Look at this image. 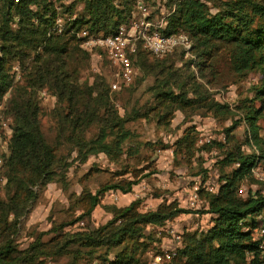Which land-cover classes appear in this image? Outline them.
<instances>
[{
	"label": "trees",
	"instance_id": "1",
	"mask_svg": "<svg viewBox=\"0 0 264 264\" xmlns=\"http://www.w3.org/2000/svg\"><path fill=\"white\" fill-rule=\"evenodd\" d=\"M135 3L136 0H0V98L9 90L14 91L4 107L5 114L13 120L9 153L0 154L6 177L5 193L0 196V264H45L44 258L61 255H69L72 264H84L82 260L145 264L143 256L161 240L147 227L193 212L174 203L142 211L137 199L122 207L110 205L113 216L94 225L90 221L92 212L106 191L128 193L155 171L144 172L147 168L125 164L114 173L117 180L107 182L95 193H82L80 215L37 234L26 248H20L17 242L23 217L36 203L40 189L54 181L65 183L73 151V160L79 158L82 162L100 152L120 161L122 155L134 156L141 145L133 142L135 134L127 126L130 121L150 115L165 125L178 109L203 115L231 112L229 105L212 98L206 84L199 80L211 81L207 78L211 73L217 76L216 61L222 50L239 73L264 68L263 3L226 0L212 12L211 6L201 0H165L169 13L163 31H189L197 59L176 66L178 53H185L178 48L149 62L150 52L138 47L132 56L138 57L145 74L154 76L149 87L152 98L144 111L143 106L137 105L120 112L112 97V92L120 90L112 89L104 76L96 75L92 82L79 83L80 69L92 51L81 46L77 31L85 27L93 33H113L130 19ZM78 5L82 6L79 12ZM66 13L75 18L58 31L57 17ZM15 62L22 67V78L16 83ZM190 63H196L198 74L190 69ZM40 89L51 91L57 98L52 110L57 128L53 142L41 125ZM257 93L256 97L263 100V92L258 89ZM260 114V109L245 114L251 126V138L246 143L252 152L244 151L242 143L235 140L231 134L233 125L225 128L226 144L221 146L232 148L225 150L221 163L237 166L222 171L217 192L200 190L206 203L201 212L213 215L212 225L207 231L185 232L183 245L168 264H263L254 232L258 219H264V194H239L242 181L252 177L251 168L258 154L264 162V138L256 126ZM92 128L95 131L88 135ZM2 132L0 124V135ZM194 143V129L189 127L175 140L173 151L188 155ZM64 145H68L67 152L61 151ZM82 220L85 225L80 230H64ZM52 232L51 238L43 240Z\"/></svg>",
	"mask_w": 264,
	"mask_h": 264
},
{
	"label": "rangeland",
	"instance_id": "2",
	"mask_svg": "<svg viewBox=\"0 0 264 264\" xmlns=\"http://www.w3.org/2000/svg\"><path fill=\"white\" fill-rule=\"evenodd\" d=\"M222 1L226 0H206L204 3L211 6L210 11L216 12L219 8L218 4ZM257 1L264 4V0ZM148 3L154 20H161L167 16L169 9H167L165 0H148ZM81 8L82 6L78 5L77 11L79 12ZM74 18L75 16H70L68 13L60 14L57 22H61L65 28L66 22ZM178 32H185L191 36L186 30ZM192 42L193 48L194 40ZM137 47L143 48L141 44ZM91 53L87 63L83 64L80 69L79 83L92 82L96 75H101L110 85L115 80L117 66L106 57L103 51L94 49ZM219 53L221 55L216 61L217 76L214 77V74L210 72L207 78L211 81L208 82L207 79L200 77L199 80L206 84L208 94L228 104L231 112L203 115L202 113L193 114L190 109L185 113L178 109L170 122L165 125L158 123L150 115L130 121L127 126L135 134L133 142H139L141 145L134 156L122 155L120 161L111 160L105 153L100 152L91 154L86 161L82 162L79 158L73 160L76 157V152L73 151L70 159L72 165L67 172L65 183L54 181L42 187L36 203L23 217L17 236L20 248H26L37 234L49 231L55 225L70 221L80 215L83 212V203L80 200L82 193L87 191L95 193L107 182L117 180V175L114 173L120 171L122 165L125 164L130 168H147L144 172L155 171L143 177L128 193L114 189L106 191L101 196L100 204L92 212L90 221L94 225L103 224L113 216L110 205L122 207L137 199L141 202L142 211L171 203L192 210L193 212L182 213L167 220L163 225L147 227L148 230H154L161 240L153 243L149 251L145 253L143 256L145 264H168L173 255L167 256L165 252L170 254L174 247L178 250L183 245L185 232L207 231L212 225L213 215L201 212L206 203L200 190L217 192L222 183V171L228 172L237 166V164L225 166L221 163L225 150L232 148V145L227 148L221 146L226 144L225 128L233 125L231 134L235 135V140L242 143L244 151L252 152L253 148L246 143V139L251 138V126L245 119V114L248 110L253 112L260 109L261 114L256 121V126L259 135L264 138V99L256 97L258 89L264 94V68L239 73L232 68L226 53L223 50ZM150 54L147 57L149 62L155 57ZM131 57L135 70L133 80L128 85H122L120 89H114L120 91L112 92V97L120 112H124L126 107L137 105L143 106L144 111L150 105L152 98L149 87L154 83V76L145 74L140 68L136 55L134 57L131 55ZM193 58L197 59L193 49L189 56L179 52L175 65L182 66L185 61ZM189 67L198 74L196 63H190ZM13 73L16 83L22 78V67L17 62L13 65ZM132 86L133 89L130 90ZM13 92L11 89L3 98H0V124L3 131L0 135V154L9 153L8 139L12 133L13 120L5 114L4 107L7 100L13 96ZM38 100L41 107L42 129L48 140L53 142L57 137V128L52 110L57 105V98L51 91L40 89ZM189 127H192L195 133L194 149L188 155L184 152L176 155L173 151V143ZM94 131L95 129L92 128L87 134H92ZM147 141L148 143L145 144ZM67 150L68 145L61 147V151L67 152ZM2 164L3 157L1 156L0 196H4L6 182ZM262 164L264 166V162ZM261 169L264 170V167ZM125 176L132 177L131 174ZM262 185L263 183L256 180L253 175L246 177L240 185L239 194L247 197L252 191L261 192ZM84 225L85 221L82 220L67 226L64 230H80ZM260 227H264V219H258L255 230ZM177 233L181 234L180 240L175 236ZM53 234V232L47 233L43 236V240H48ZM254 236L256 237L257 233L254 232ZM44 262L45 264H72V258L69 255L49 256L44 258ZM81 262L100 264L98 260L90 263L83 260Z\"/></svg>",
	"mask_w": 264,
	"mask_h": 264
},
{
	"label": "built area",
	"instance_id": "3",
	"mask_svg": "<svg viewBox=\"0 0 264 264\" xmlns=\"http://www.w3.org/2000/svg\"><path fill=\"white\" fill-rule=\"evenodd\" d=\"M166 26V17L157 21L152 18L148 0H136L132 16L127 22L120 24L115 32L109 34L93 33L88 28H83L77 31V36L80 38L81 46L84 49L103 51L106 57L117 66L115 80L110 85L112 89H120L122 85H128L133 80L135 70L131 55L136 52L138 44H141L144 49L158 58H163L178 48L183 50L185 55H190L193 44L191 37L185 32L166 33L163 31ZM56 27L58 31L63 29L59 21ZM262 162L258 154L251 168V174L256 180L263 183L260 191L264 194V170L261 169L264 166ZM257 194L256 191L251 192L253 196ZM171 231L174 232V230ZM255 233H257L256 237L264 264V227L256 229ZM175 236L180 240V233ZM176 252L174 247L170 254L168 252L165 254L174 256Z\"/></svg>",
	"mask_w": 264,
	"mask_h": 264
}]
</instances>
